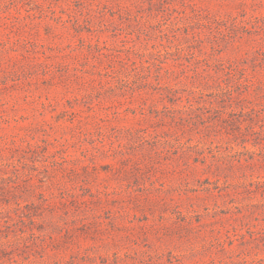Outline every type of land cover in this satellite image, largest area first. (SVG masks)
I'll return each mask as SVG.
<instances>
[{"label": "rangeland", "instance_id": "obj_1", "mask_svg": "<svg viewBox=\"0 0 264 264\" xmlns=\"http://www.w3.org/2000/svg\"><path fill=\"white\" fill-rule=\"evenodd\" d=\"M0 264H264V0H0Z\"/></svg>", "mask_w": 264, "mask_h": 264}]
</instances>
